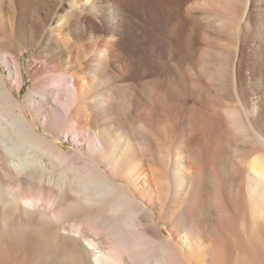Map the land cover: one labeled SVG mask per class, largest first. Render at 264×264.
<instances>
[{"label":"bare ground","instance_id":"obj_1","mask_svg":"<svg viewBox=\"0 0 264 264\" xmlns=\"http://www.w3.org/2000/svg\"><path fill=\"white\" fill-rule=\"evenodd\" d=\"M38 1L0 0V264H264V123L240 98L261 2L190 10L225 46L135 77L126 0H63L48 22Z\"/></svg>","mask_w":264,"mask_h":264},{"label":"rangeland","instance_id":"obj_2","mask_svg":"<svg viewBox=\"0 0 264 264\" xmlns=\"http://www.w3.org/2000/svg\"><path fill=\"white\" fill-rule=\"evenodd\" d=\"M62 1H38L39 3L36 6L38 18L42 17L41 19L48 22L50 20V17H48L49 13L52 12L51 10L54 11L56 8H61L64 5ZM253 1H255L257 6L261 2L260 5L264 8V0ZM44 2L46 3L44 4ZM208 3V0H126L123 5L124 8H122V26L124 32L120 42V51L127 62L129 72L135 77H141L145 73L149 74L150 72L158 76L157 73L160 75L167 71L170 72L173 63L185 61L197 54L201 49L212 48V51L216 53L214 51L215 47L218 48L225 44L219 38L220 36L222 38L225 37L223 28L221 29L218 22L217 24L216 22L212 23L214 20L207 21V19L204 20L205 18L196 20L190 17V10L198 14L200 12L202 16L213 14V11H211L213 9H210V3ZM47 5L50 6L47 7ZM204 5L205 8L201 9ZM95 20L98 22L96 18ZM262 22L264 23V18ZM99 25L98 27H100ZM217 30L219 33L223 30L221 32L222 35ZM211 36H215V40L218 43ZM33 51V49L27 50L23 56V60L28 59ZM254 52L250 48H245L242 52L243 63L241 71L244 75V91L240 95V98L244 97L241 101L243 104H248L246 106L248 109L244 107L248 110L249 115L252 117L258 115L257 119L264 123V59H259L258 54ZM29 77L28 75L26 76L25 88L21 94V99L24 98L31 86V79ZM63 141H65L68 148H73L68 141ZM166 230L164 228V232L168 235V231Z\"/></svg>","mask_w":264,"mask_h":264}]
</instances>
